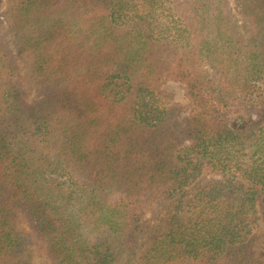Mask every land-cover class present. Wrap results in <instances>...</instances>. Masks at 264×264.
I'll list each match as a JSON object with an SVG mask.
<instances>
[{
  "label": "trees",
  "instance_id": "trees-1",
  "mask_svg": "<svg viewBox=\"0 0 264 264\" xmlns=\"http://www.w3.org/2000/svg\"><path fill=\"white\" fill-rule=\"evenodd\" d=\"M262 82L264 0L0 3V264H264Z\"/></svg>",
  "mask_w": 264,
  "mask_h": 264
},
{
  "label": "rangeland",
  "instance_id": "rangeland-1",
  "mask_svg": "<svg viewBox=\"0 0 264 264\" xmlns=\"http://www.w3.org/2000/svg\"><path fill=\"white\" fill-rule=\"evenodd\" d=\"M234 1V0H233ZM2 11H5L6 8L9 6V0H0ZM22 63V70L24 72L25 78L30 84L31 81L29 78L31 77L29 72V67L25 58L20 60ZM31 85V84H30ZM263 89H264V82H262ZM163 89L166 93L172 96V101L170 103L174 104L178 108L182 110V118L187 117L188 110H189V100L185 94L184 86L175 81H168ZM36 91L32 90L30 99H33L36 96ZM167 101V100H166ZM169 102V101H167ZM255 121V122H262L264 121V107L260 104H252L242 116L238 118V121L241 122L239 124H245L248 121ZM237 122V121H236ZM205 184L208 183V180L204 182ZM174 200H160L155 205L154 210L150 214L152 218V224L154 226L155 232L159 231L161 228V221H165L166 217L169 216V212L173 211L174 208ZM257 233L259 235V242L256 248V253L259 257H261L264 261V228L262 224L259 222L257 226ZM31 255L34 258L35 264H44L43 255H42V248L41 245H34L30 249Z\"/></svg>",
  "mask_w": 264,
  "mask_h": 264
}]
</instances>
